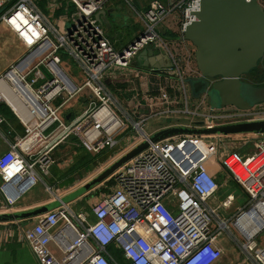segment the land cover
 Returning a JSON list of instances; mask_svg holds the SVG:
<instances>
[{"label": "built area", "instance_id": "built-area-1", "mask_svg": "<svg viewBox=\"0 0 264 264\" xmlns=\"http://www.w3.org/2000/svg\"><path fill=\"white\" fill-rule=\"evenodd\" d=\"M69 1L77 11L75 23L65 33L50 26L53 40L43 29L44 17L34 0H0V9H6L0 22L29 50L9 72L19 73L30 94L23 101V114L14 112L24 135L11 141L2 131L8 144L0 158L3 213H15L19 197H14L41 182L40 175H50L56 163L54 150L72 137L94 155L116 149L98 168L100 174L142 142H150L155 133L146 131L150 120L180 119L178 114L199 116L208 129L264 121V104L249 111L231 108L236 112L227 109L202 115L195 112L198 107L190 109L182 68L192 66V52L183 60L173 54L161 29L180 12L177 24L184 34L196 20L193 14L200 11L202 0H175L169 9L162 0H153L147 9L134 6L144 29L123 49L113 45L96 19L111 0ZM148 48L167 54L173 67L136 66L135 60ZM65 56L77 65L78 76L65 69ZM147 74L155 78L156 91L136 87ZM189 76H197L195 67ZM122 84L131 86L114 89ZM76 99L86 100L88 106L69 120L68 109L63 110ZM62 111L64 118L59 116ZM4 123L0 115V130ZM175 125L184 124L165 128ZM250 141L253 149L244 152ZM216 172L226 174L246 195L233 221L220 215L221 209L234 203L233 195L215 206L221 191ZM111 181L109 192L94 201L88 212L63 204L22 229L20 240L30 246L40 264H121L112 256L111 246L118 248L125 264H215L223 256L218 238L231 225L241 249L248 256L256 252V239L264 232V132L150 142L148 149L101 186ZM53 243L60 258L51 249ZM255 258L264 264V250L255 253Z\"/></svg>", "mask_w": 264, "mask_h": 264}, {"label": "water", "instance_id": "water-1", "mask_svg": "<svg viewBox=\"0 0 264 264\" xmlns=\"http://www.w3.org/2000/svg\"><path fill=\"white\" fill-rule=\"evenodd\" d=\"M193 15L196 20L185 28L183 37L180 38L193 48L197 76H189L187 79L192 97L206 99L210 113L229 108L251 110L254 102L246 96V90L253 83L245 80V76L261 64L264 65V6L259 0H202L200 11ZM96 19L110 30L119 15L113 10H102L96 15ZM157 54H160V50L148 48L137 58L147 61L144 67H173V62L167 54L161 57ZM203 125V121H197L193 126H169L152 134L150 142L157 143L179 136L202 137L264 132V121L226 124L213 129ZM150 142H142L83 186L74 185L72 189L75 190L61 202H51L25 212L1 214L0 222L38 218L86 195L106 182L114 172L136 155L148 149ZM17 197L19 196L14 198Z\"/></svg>", "mask_w": 264, "mask_h": 264}, {"label": "crops", "instance_id": "crops-1", "mask_svg": "<svg viewBox=\"0 0 264 264\" xmlns=\"http://www.w3.org/2000/svg\"><path fill=\"white\" fill-rule=\"evenodd\" d=\"M36 0L34 3L37 5L38 10L43 15V29L47 34H49V27L54 26L55 29L59 33H65L68 31L71 27L69 25H73L75 23V20L77 18V11L74 8V6L70 3L69 0ZM164 5L167 7H170L171 4L175 0H162ZM153 0H133L132 4H129L125 0H111L105 7L104 10H113L115 11V14L119 15V19L116 23H114L110 30H107L109 38L113 45L117 49H123L129 44H131L143 31V29H140L139 31L134 30V26L132 27L130 23H132L133 16H135L134 6L139 8L147 9L152 4ZM133 5V6H131ZM136 17V16H135ZM111 20V19H110ZM142 23V22H141ZM105 27V26H104ZM132 27V29H131ZM8 31V32H7ZM10 28L0 22V44L1 45H8L9 42L7 38L10 36ZM50 37V35H49ZM51 38V37H50ZM55 40V39H54ZM24 45V50L20 51V54L17 55L16 59H13L12 62H9L4 67H0V77L1 74L6 70L9 69V67H13L15 63H18L24 56L29 52L27 45L22 43ZM185 49L187 53L191 50L188 46V44L185 43ZM189 50V51H188ZM8 52V51H7ZM191 52V51H190ZM163 55V52H160V54H157L158 57H161ZM144 63H147V61H140L138 58L135 60L134 64L138 67H144ZM147 68V67H144ZM68 73H71L72 76L75 74L68 69ZM76 80L77 78L74 77ZM136 87L141 89V91H147V90H154L156 91V80L152 75L147 74L146 78L145 76L143 79L138 80L136 82ZM80 104H84V106H88V103L84 99H79ZM1 102V101H0ZM85 109V108H84ZM83 109V110H84ZM78 109L77 111L74 110H68L70 114L66 115L67 119L73 120L78 115L82 113V111ZM71 115V116H70ZM5 118V117H4ZM5 122L8 123V126L4 127V130L7 133H10L9 135L14 134L11 136V141H14L16 138L22 136V131L19 133H16L15 127L13 124L7 121L5 118ZM166 126L156 129L154 132H157L159 130H162ZM12 130V131H11ZM152 132V133H154ZM122 136V135H121ZM119 136L118 139L123 138L124 136ZM125 139V138H124ZM2 137L0 139V158L6 153L8 150V144L4 141ZM127 142V139L124 141V143ZM67 155L70 156L69 158L65 159L63 156ZM94 157L93 154H88L80 145L76 142V140H70L66 144H64L62 147H59L55 152V160L56 165L52 168L50 172V176L47 178L46 188L44 189L41 186H34V187H27L20 195L16 202L15 212H25L31 209L39 208L41 206H44L46 204H49L51 202H57L58 197L65 196L69 188H72L74 185H77L78 187L80 185H83L84 183L88 181H84V174H92L98 170V168L102 165L101 162L96 165L94 164V161L91 160V157ZM87 159V160H86ZM82 160L86 161L85 164H82ZM74 167H79L69 178L73 179L72 184H64L65 180L64 177L65 174L70 171V169ZM218 172L214 173L215 179L219 182L220 179L218 177ZM222 176V175H220ZM228 177V176H227ZM230 181V179L225 178V182L227 183ZM17 182L13 184V186H16ZM1 186V183H0ZM101 185L98 187H95L89 194L98 193L101 191ZM100 188V189H99ZM100 190V191H99ZM89 194H86L72 202L69 203V207L73 211H78L85 209V211L88 212L89 206L94 202L99 200L101 194L98 196H92L89 197ZM103 195V194H102ZM229 196V195H228ZM227 196V198H228ZM234 196V195H233ZM235 197V196H234ZM221 200L219 195L215 198V206L219 207L222 205L224 201L227 200ZM236 200V198H235ZM247 200V199H246ZM0 201H2V194L0 192ZM235 202V201H234ZM84 205L87 203L86 207L77 208L78 204ZM246 203V202H245ZM234 204V203H233ZM232 204V205H233ZM242 207V206H241ZM241 207H238L237 210ZM232 206L228 209H221L220 215L225 218H230L232 221L235 218L237 214V210L231 211ZM1 214L3 211H0ZM37 218L22 220V221H14V222H0V264H40L33 253L30 246L25 243L24 241L20 240V234L23 228H25L27 225H31L33 222L36 221ZM234 236H237L236 230L231 225L230 230L227 232H224L221 234L218 238V245L223 250V256L221 259L216 262L215 264H263L259 260L255 258V253H259L264 250V232L260 234L257 239V249L256 252H252V256H248L238 245L237 240ZM51 249L53 253L57 254V257H61L62 254H60L59 249L57 248L56 244L51 245ZM241 249L247 256L248 260L245 258L240 257L237 250ZM119 251V250H118ZM115 248H111L110 252L112 256L115 257V259L121 263L125 264V261L122 257L121 252H118Z\"/></svg>", "mask_w": 264, "mask_h": 264}, {"label": "rangeland", "instance_id": "rangeland-1", "mask_svg": "<svg viewBox=\"0 0 264 264\" xmlns=\"http://www.w3.org/2000/svg\"><path fill=\"white\" fill-rule=\"evenodd\" d=\"M259 1L264 6V0H259ZM36 2L38 3L37 0H36ZM167 8L169 9L168 6H167ZM135 16H133V20H132V23H130V25L132 27L134 26V30L135 31H139L140 29H144V25L141 23V20L139 19L138 15L136 13H135ZM180 17H181V13L180 12H176L174 14V18H172L171 20H168L164 24V26L161 29V32H164V31L169 32V36H168V38L165 37V40L168 43V46H169L170 50L172 51V53L177 55L180 59L183 60L186 55L188 56V53H187V51L185 49V43L186 42L180 40V38L183 37V33L181 32V26L179 24H177L178 20L180 19ZM71 26L72 25H69V27H71ZM132 27H131V29H132ZM10 31H11L10 32V36L7 38L9 44L8 45H5V44L1 45L0 44V67H4L9 62H12V60L16 59L17 55L20 54V51L24 50V45L22 44L23 42L18 38V36L16 35V33L14 31H12L11 29H10ZM49 35H50V37L53 40L55 39L54 38L55 37L54 33L51 30L49 31ZM186 44H188L189 48L192 50V51L191 50L190 51L193 52V48L190 46V44L189 43H186ZM64 61H65L64 66H66L65 69L67 71H68V69H70V71H72L76 76H78L79 70L77 68V65L73 61H71L69 59V57H66V56L64 57ZM262 63H263V61H262ZM17 64L18 63H15L14 66L17 65ZM192 66L195 67L194 58H193V61H192ZM192 66H189V67L186 66L185 68H182V71L184 72L183 78H184V82H185V85H186V88H187V91H188V101H189L190 109L193 110V109L198 107L196 109V111L195 110L194 111L197 112L199 115H202V114L209 113L210 112V107H209L206 99H204V98L203 99H195V98L192 97L191 91H190L188 83H187V79L189 77V71H191ZM11 68L9 67V69H6L1 75L5 76L11 70ZM260 71H264V65L263 64L260 65ZM255 76L256 75H252L251 77L250 76H248V77L251 78V79H254ZM130 86H131L130 84H128V85L122 84V85H119L117 87H114V89L115 90L116 89L127 90ZM246 96L251 101L254 102V106H258L259 104H264V80L263 81L259 80L258 84H254L253 83L251 86L247 87ZM80 101L81 100H79V99L71 101L68 104V106L63 111H65L66 109H68V110L70 109V110H74V111H77L78 109H80V111L83 110L84 108L86 109L87 106H84V104H80ZM1 103L5 104L9 108V112H8V115L6 116L7 117L6 119L8 120V122L13 124V126L15 127V130H16V133L20 134V132L22 131V128H21L22 125L20 126V124H21L20 120L15 115L14 111L5 103V101L1 100ZM63 111L59 114V116H61L62 118H64V116H65L64 115L65 113H63ZM228 112H236V111L231 109V108H229ZM178 115L181 116L180 119L174 118V120L171 119L170 122H167L166 120H162V121H159V122L155 121V120H150L148 122L147 126H146V131L148 133H152L156 129L162 128V127H164L166 125H169V124L170 125L184 124V125L193 126V123L196 122V120H201V121L204 122V118L203 117L191 116V115L186 116V115H181V114H178ZM186 117H188L189 119H186ZM241 119H244V118H241ZM236 121L237 120L234 119L233 121H228V122H236ZM128 127H129V124H128ZM1 137L4 139L2 141L7 142L6 139H5V136L2 133V128L0 130V139H1ZM252 146H253V143H252V141H250V143H248V145H246L243 148V151L244 152L251 151L253 149ZM66 156L67 155H64L63 157L65 158ZM53 157H54V159H56L55 158V152H54V156ZM69 157L70 156H67L65 159H67ZM52 168H51V170H52ZM98 171L99 170H97L96 172H94L92 174H89V173L88 174H84V176H83L84 179H85L84 181H88L89 182L90 180H92L94 177H96L98 175L97 174ZM217 174H218V177H219V179L221 181V182H219L218 179H217V182L221 186V191L218 194L220 199L223 201V200H225L227 198L228 195H234L235 196L236 200H235L234 204L232 205L231 211H235V210H237L238 207L243 206L245 204V202H246V195L244 194L243 190L234 181L230 180V181H228L226 183L225 182V178L228 179L226 174H223L222 172H220V173L218 172ZM220 175H222V176H220ZM49 176L50 175H48V176L40 175V178L42 180L36 186H41V187H43L45 189L46 188V182H47L46 181V177L48 178ZM86 183H84V184H86ZM83 185H80L79 187H81ZM113 185L106 184V185L102 186L101 189L99 188L101 190V191L99 190L100 191L99 194L102 195V194L108 193L109 192V187H111ZM87 194H89V193H87ZM99 194L98 193H93V194L90 193L88 198H91L92 196H96V195L98 196ZM82 206L86 207L87 203H85L84 205H82V203L78 204L77 208L79 209ZM237 252L240 255V257L245 258L246 260H248V256L241 249L237 250Z\"/></svg>", "mask_w": 264, "mask_h": 264}, {"label": "trees", "instance_id": "trees-1", "mask_svg": "<svg viewBox=\"0 0 264 264\" xmlns=\"http://www.w3.org/2000/svg\"><path fill=\"white\" fill-rule=\"evenodd\" d=\"M5 11H6V9L5 8H3V9H0V17L5 13ZM167 32V31H166ZM164 33L163 34V36L164 37H167L168 38V36H169V32H167V33ZM252 75H256L255 76V78L254 79H251V78H249L248 76H252ZM260 78V79H259ZM245 80H247V81H249V82H251V83H254V84H258V82H259V80L260 81H263L264 80V71H260V66L258 67V68H256L255 70H253L252 72H250V74H248V75H246L245 76ZM8 112H9V108L5 105V104H3V103H1L0 102V115H2L3 117H5V118H7L6 116L8 115ZM8 121V120H7ZM20 124V123H19ZM22 124H20V126H21ZM3 126H5V127H7L8 126V123L7 122H5L4 124H3ZM2 126V131H3V133L9 138V139H11L12 137L11 136H13L14 134H12V135H9V134H11V132L10 133H7L5 130H4V127ZM22 127H23V125H22ZM12 131V130H11ZM22 135H24V127H23V131H22ZM125 134H123L122 136H124ZM121 136V137H122ZM70 140H76V142L80 145V143H79V140L77 139V138H75V137H72V138H70L68 141H70ZM67 141V142H68ZM66 142V143H67ZM66 143H64V144H66ZM63 146V144H61L60 146H58L55 150H54V152H56V150L59 148V147H62ZM80 147H82L86 152H88L82 145H80ZM115 150L116 149H114V150H112V151H107V152H102L101 154H97V155H94V157L92 156L90 159L91 160H93L94 161V164H96V165H98L100 162H101V164H103L104 162H106V160L115 152ZM54 152H53V156H54ZM88 154H91L90 152H88ZM87 160V159H86ZM86 163V161H84V160H82V164H85ZM98 163V164H97ZM77 169H79V167H76V168H74V167H72L71 169H70V171L69 172H67L65 175V177H64V179H66L65 180V182H64V184H72L74 181H73V179L72 178H69ZM46 181H47V177H46ZM48 182V181H47ZM46 182V183H47ZM114 184V182L113 181H111L110 182V184L109 185H113ZM111 248H115L117 251H118V248H116L115 246H111L110 247V249ZM119 252V251H118Z\"/></svg>", "mask_w": 264, "mask_h": 264}, {"label": "bare ground", "instance_id": "bare-ground-1", "mask_svg": "<svg viewBox=\"0 0 264 264\" xmlns=\"http://www.w3.org/2000/svg\"><path fill=\"white\" fill-rule=\"evenodd\" d=\"M22 77L17 71H11L0 78L1 100L17 114L22 115L26 110L23 101L28 99L30 94L21 83Z\"/></svg>", "mask_w": 264, "mask_h": 264}]
</instances>
